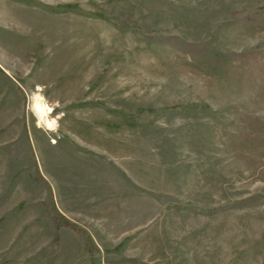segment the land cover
Wrapping results in <instances>:
<instances>
[{
	"label": "rangeland",
	"instance_id": "1",
	"mask_svg": "<svg viewBox=\"0 0 264 264\" xmlns=\"http://www.w3.org/2000/svg\"><path fill=\"white\" fill-rule=\"evenodd\" d=\"M255 1L0 0V264H264Z\"/></svg>",
	"mask_w": 264,
	"mask_h": 264
},
{
	"label": "trees",
	"instance_id": "2",
	"mask_svg": "<svg viewBox=\"0 0 264 264\" xmlns=\"http://www.w3.org/2000/svg\"><path fill=\"white\" fill-rule=\"evenodd\" d=\"M226 17L229 18H237L244 20L246 22L252 23L257 20H263L264 19V0H256L253 4L252 8L247 7H240L238 9H235L233 11H230ZM223 205H220L218 207H213L211 210H218L219 208H223ZM51 219L53 220L56 228L64 227L69 230H71L74 235L81 237L79 226L72 223L68 218L65 216L55 213L51 216ZM56 240H58V237H56ZM86 242L82 241V247L83 249L86 248Z\"/></svg>",
	"mask_w": 264,
	"mask_h": 264
},
{
	"label": "bare ground",
	"instance_id": "3",
	"mask_svg": "<svg viewBox=\"0 0 264 264\" xmlns=\"http://www.w3.org/2000/svg\"><path fill=\"white\" fill-rule=\"evenodd\" d=\"M33 108L35 112H37L41 122H43L45 125L55 127V122L50 119V113L52 110L45 105L43 100H37V102L33 105Z\"/></svg>",
	"mask_w": 264,
	"mask_h": 264
}]
</instances>
